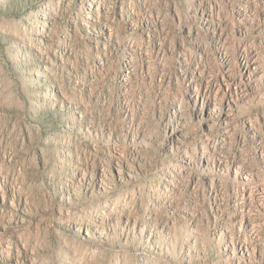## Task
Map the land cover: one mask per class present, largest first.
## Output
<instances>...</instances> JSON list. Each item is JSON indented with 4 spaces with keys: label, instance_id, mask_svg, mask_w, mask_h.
I'll list each match as a JSON object with an SVG mask.
<instances>
[{
    "label": "rangeland",
    "instance_id": "rangeland-1",
    "mask_svg": "<svg viewBox=\"0 0 264 264\" xmlns=\"http://www.w3.org/2000/svg\"><path fill=\"white\" fill-rule=\"evenodd\" d=\"M0 264H264V0H0Z\"/></svg>",
    "mask_w": 264,
    "mask_h": 264
}]
</instances>
